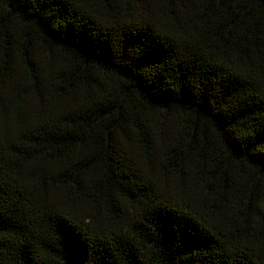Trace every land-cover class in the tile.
<instances>
[{
  "label": "trees",
  "instance_id": "1",
  "mask_svg": "<svg viewBox=\"0 0 264 264\" xmlns=\"http://www.w3.org/2000/svg\"><path fill=\"white\" fill-rule=\"evenodd\" d=\"M0 264H264V0H0Z\"/></svg>",
  "mask_w": 264,
  "mask_h": 264
},
{
  "label": "snow or ice",
  "instance_id": "2",
  "mask_svg": "<svg viewBox=\"0 0 264 264\" xmlns=\"http://www.w3.org/2000/svg\"><path fill=\"white\" fill-rule=\"evenodd\" d=\"M53 2H56V0H53ZM257 143H259V141H257ZM253 147L255 146V144L252 145Z\"/></svg>",
  "mask_w": 264,
  "mask_h": 264
}]
</instances>
